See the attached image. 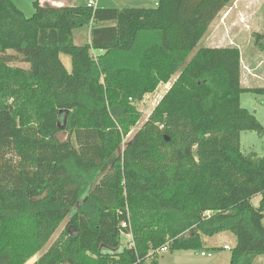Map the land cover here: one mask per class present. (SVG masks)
Instances as JSON below:
<instances>
[{
  "label": "trees",
  "instance_id": "obj_1",
  "mask_svg": "<svg viewBox=\"0 0 264 264\" xmlns=\"http://www.w3.org/2000/svg\"><path fill=\"white\" fill-rule=\"evenodd\" d=\"M230 1L33 0L27 17L0 0V264H25L65 219L30 264H158L162 245L211 253L204 238L221 232L235 238L229 264L264 254V156L239 142L264 133L240 106L264 86H241L236 46L195 49ZM82 28L89 41L76 45ZM173 75L120 151L141 117L135 102ZM121 234L130 243L112 253Z\"/></svg>",
  "mask_w": 264,
  "mask_h": 264
},
{
  "label": "rangeland",
  "instance_id": "obj_2",
  "mask_svg": "<svg viewBox=\"0 0 264 264\" xmlns=\"http://www.w3.org/2000/svg\"><path fill=\"white\" fill-rule=\"evenodd\" d=\"M86 0H77V5H82ZM105 7L113 6L115 1L119 8L121 7H147L137 6V4H122L131 3L129 0H97ZM152 7V6H148ZM155 7V6H154ZM26 11V10H25ZM30 10L26 12L28 16H31ZM88 29H75L73 32V40L76 45L83 43L88 36ZM209 33L215 36V45L234 46L230 43V40L234 44L240 46L244 56L249 53V62H252L253 66H256V60L260 59L262 65H264V0H231L212 20L210 23ZM205 36V35H204ZM208 35H206L207 37ZM208 39V38H207ZM223 39V40H221ZM209 40V39H208ZM210 41V40H209ZM208 41H204V37L200 40L195 49L200 46H208ZM211 47V46H208ZM12 52V51H9ZM193 53V52H192ZM191 53V54H192ZM261 55V56H260ZM263 55V56H262ZM60 60L65 65L67 70H70V57L66 54H60ZM11 65L27 68L28 65L22 62H11ZM244 72L245 69H242ZM258 72V71H257ZM256 74V69L251 73ZM176 75H173L170 79L172 83ZM247 85L256 87L264 85V80L259 81L256 78L247 83ZM164 86L159 85L157 88L149 94H145L140 101L135 102V107L141 112V117L137 124L130 129V132L123 138V142L120 151L123 149L125 143L133 136L137 129L145 122L153 107L156 105V101L164 93ZM240 106L246 108L252 113L260 124L264 128V95L253 92H244L240 95ZM65 135H61L64 138ZM240 151L246 155H254L257 157L264 156V133H258L254 130H243L239 134ZM251 203L257 206L256 195L251 198ZM264 223V219H263ZM66 224V219L60 224L58 229L44 245V247L30 258L25 264H30L35 261L56 239L60 231ZM206 245L216 248L211 251V255L202 256L200 252L193 250H178L170 251L166 250L158 253V264H226L229 263L230 250L223 249V245L227 244L231 246L234 242V236L230 233H218L211 237H206ZM130 236L121 234L119 248L110 250L112 253L120 250L124 246H128L130 243ZM252 264H264V254L255 257Z\"/></svg>",
  "mask_w": 264,
  "mask_h": 264
},
{
  "label": "crops",
  "instance_id": "obj_3",
  "mask_svg": "<svg viewBox=\"0 0 264 264\" xmlns=\"http://www.w3.org/2000/svg\"><path fill=\"white\" fill-rule=\"evenodd\" d=\"M32 1L33 0H12V2L23 12V14L25 15V16H27L28 17V15L26 14V12H28V10H30L31 11V13H33L34 12V8H33V6H32ZM42 3H48L49 5H52V6H77V4H76V2H77V0H40ZM88 1H92L94 4H93V7L94 8H99V7H105V5H101L100 3H99V1H97V0H86L84 3H82V5L83 4H86ZM157 1L158 0H129V2H131V3H123L122 1H119V2H121V5L120 6H122V4H137V6H152V7H154V6H156L157 5ZM113 3H114V5L113 6H115V7H118L117 6V3H115V1H112ZM119 8V7H118ZM26 10V11H25ZM30 13V14H31ZM209 28H210V25H209V27H208V30H207V32H206V34H205V36H203L204 37V41L205 40H207L208 41V43H207V45L208 46H211V47H224V46H226V45H215V36H213V34L212 33H209L208 31H209ZM74 32V31H73ZM88 36H87V38H86V40L83 42V43H85V42H88L89 41V28H88ZM206 35H208L207 37H206ZM210 40H208V39ZM221 40H223V39H221ZM230 43H232V45H234V46H236L238 49H239V51H240V57H241V71H240V84H241V86L242 87H254V86H250V85H247V83H250V82H252L255 78H256V80H258L259 79V81H263L264 80V65H262V63H261V61H260V59H258V61L256 60V66H253L252 65V62H249L248 60L250 59L249 57V53L247 54V55H245L244 56V54H243V52H242V50H241V48H240V46L239 45H237V44H234L233 43V41L232 40H230ZM82 44V43H81ZM207 46V47H208ZM261 56V55H260ZM263 56V55H262ZM242 69H245L246 71L244 72ZM256 69V74H251L254 70ZM258 71V72H257ZM159 85H163L164 86V93L166 92V90L170 87V85H171V82L170 81H168L167 83H160ZM158 85V86H159ZM264 85H259V86H257L256 85V87H263ZM163 93V94H164ZM162 96H160L159 97V99L161 98ZM158 99V100H159ZM158 100L156 101V103L158 102ZM260 195L259 194H257L256 195V198H257V204H258V202H259V200H260ZM221 233H224V232H221ZM220 233V234H221ZM204 241L205 242H207V239H206V237L204 238ZM234 243H235V238H234V242H233V244L231 245V246H229V245H227V244H224L223 245V249H225V250H229L233 245H234ZM225 245H227V246H229V248H224V246ZM210 255H211V253H210ZM210 255H208V256H210ZM202 256H205V255H202ZM226 264H229L228 263V261H226Z\"/></svg>",
  "mask_w": 264,
  "mask_h": 264
},
{
  "label": "built area",
  "instance_id": "obj_4",
  "mask_svg": "<svg viewBox=\"0 0 264 264\" xmlns=\"http://www.w3.org/2000/svg\"><path fill=\"white\" fill-rule=\"evenodd\" d=\"M93 2L92 1H88L87 2V6H90V7H93ZM94 8V7H93ZM122 225H125L124 223H122ZM127 236H130V235H128V234H126ZM131 238V237H130ZM224 248H229V246H227V245H225L224 246ZM167 250V244H164V245H162L160 248H158L157 250H156V252H158V253H160V252H163V251H166ZM201 255H210V253L209 252H201L200 253Z\"/></svg>",
  "mask_w": 264,
  "mask_h": 264
}]
</instances>
